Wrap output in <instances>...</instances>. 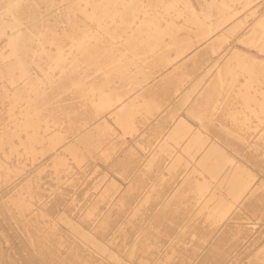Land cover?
Wrapping results in <instances>:
<instances>
[{
  "label": "rangeland",
  "instance_id": "1",
  "mask_svg": "<svg viewBox=\"0 0 264 264\" xmlns=\"http://www.w3.org/2000/svg\"><path fill=\"white\" fill-rule=\"evenodd\" d=\"M33 1L37 16L48 9L44 2ZM156 1L144 0L152 6ZM227 1L240 11L239 19H245L249 13V21L243 22V28L237 25L232 30L233 23L217 25L212 20L216 15L211 14L208 19L219 27L213 34L218 39L200 47L201 57L185 64L189 74L178 75L177 79L176 76L172 83L157 78L153 89L140 95L138 105L133 106V132L125 131L110 115L97 130L92 128L89 118L81 113L84 108L75 105L76 98L69 95L59 104L55 102V107L51 105L55 108L53 115L49 109L45 110L52 119L51 131L54 125L65 135L62 151L51 150L46 138L36 143L39 152L33 156L22 129L15 136V146L0 144V163L14 170H0V264H264V97H260L264 95V49L258 47L247 31L249 22L264 15V0ZM60 3L58 0L49 17L60 28H66ZM249 3L257 9L254 16V9L246 7ZM175 7L184 8L185 15L210 13V5L200 0H179ZM180 19L181 36L196 30L197 25L188 22L184 15ZM259 40L263 42L264 38ZM166 42V46L171 45L170 36ZM133 43L129 48L125 46V52H132L140 45L137 40ZM116 49H121L120 45ZM149 58L133 60V66L140 68L139 74L145 72L149 76L145 85L158 75L160 68L149 62ZM113 86L112 90L122 93ZM250 96L253 101L249 102ZM151 98L158 102L154 110L150 106ZM214 99H219L221 104L216 116L208 110ZM9 103L8 97L0 98V128L6 131L16 124L14 120H21L18 116L23 109L19 103V109L15 107L11 111ZM183 117L206 137L221 138L234 159L254 176L246 199L234 202L230 211L221 215L196 192L198 183L209 173L196 163V148L191 152L184 148L188 136L182 134L179 123ZM83 134L85 137L81 138ZM99 137H103L101 142ZM91 143L96 145L93 147ZM60 157L65 159L66 166L59 165ZM210 189L214 193H228L226 183H213ZM208 199L211 201V196ZM218 251L221 255L223 252L222 257Z\"/></svg>",
  "mask_w": 264,
  "mask_h": 264
},
{
  "label": "bare ground",
  "instance_id": "2",
  "mask_svg": "<svg viewBox=\"0 0 264 264\" xmlns=\"http://www.w3.org/2000/svg\"><path fill=\"white\" fill-rule=\"evenodd\" d=\"M40 1L44 2L48 9H46L42 15L37 16L35 8L36 3L33 0H0V98L8 97L10 99L11 111H13L12 108L17 107L19 103L23 104L22 115L18 116L21 117V120H14L16 124L11 125L12 127H10V130L8 129L6 131L5 128H0V144H9L12 147L14 140H16L15 136L20 129H22L26 132L25 135L28 140L27 148L33 156L39 152L36 143H41L46 138L50 143L49 146L51 150L56 149L57 152H59L62 151L63 147L66 145V143H64L65 135L61 129H55V126L52 125L54 128H52L53 131H51V124L49 123L52 119H49V115L46 114L47 112L45 111L49 109L51 111L50 114L53 115L55 108L53 109L52 107L55 102L59 104L64 98H68L69 95H72L74 97L70 96L71 99L76 98L75 105L78 104L84 108L81 113H85V116L89 118V122L93 125L92 128L97 130L103 122H107L105 117L110 115L116 119L125 131L133 132L135 119L133 106L138 105L137 99L141 94L143 95V92L153 89L155 79L162 78V81L172 83L176 76L177 79L178 75H184V73L186 74L187 72L189 74L190 70L188 71V67L186 68L185 64L187 63L186 65H188L190 60H196V58L200 56L202 50L200 47L212 44L218 39V37L213 36L214 32L219 28L215 24L227 26V24L233 23L231 26L233 30V27L237 25L243 28V22L249 21V13L246 15L245 19H239L238 14L240 11L235 9L227 0H200L204 4L210 5V13L207 12L203 15H199L196 12L185 15L184 8L181 10L175 7V2L179 0H157L154 6L146 4L144 0H60L63 16L67 22L66 28H60L59 24H57L58 22H54L53 19L49 17L52 13V9L57 6L58 0ZM258 2L257 4L260 5L261 1ZM246 7L251 10L254 9V6L250 3ZM256 11L257 9H254V14H252V16L256 14ZM213 13L216 15V18L212 19L215 20V24H211V21L209 22L208 19ZM182 15H184L186 20L191 22V24H196L197 28L195 31L187 32L185 35L182 33L181 36V32L179 33V26L181 27V25H179V23L182 22V19H180ZM253 20H255V18ZM249 24L247 30L248 34L250 33L249 36H253L260 49H264V41L260 42L259 40L264 38V15L258 20L256 19L253 23L249 22ZM214 25L216 27H214ZM228 30H230V28ZM216 33L217 32H215V34ZM167 36H170V41L172 42L171 45L168 46H166ZM227 37L228 36H225L226 39ZM118 38H120L119 41H117ZM135 40H137L140 45L132 52H125L127 50L125 46L129 48L134 44L133 41ZM47 44H49V46ZM119 45L121 49H116ZM173 50L175 54L172 52ZM146 57H150L148 61L160 68L157 69L158 75L152 76L153 78L145 85L144 81L147 80L149 76L145 74V72H142L145 75L139 74V72H141L139 70L140 68L133 66V60H135V58L142 59ZM34 69L36 72H33ZM39 71L41 74H39ZM216 74L218 75V73ZM117 77H119V79ZM169 83L167 84L169 85ZM157 84L160 86L163 83ZM112 85H114V89H120L122 93L112 90ZM242 86L240 85V88ZM246 86L250 88L251 85ZM141 88L143 89L142 91L140 90ZM255 91V94L258 93V90ZM236 93L238 94V92ZM161 94L163 93L161 92ZM248 95L250 94L248 93ZM260 97L262 98L264 95ZM249 98H251V96L248 97L249 102L250 100L253 101ZM218 100L219 99H214L212 105L208 108L209 114L212 116H216V112H218L221 107ZM149 101L153 110L156 109L158 102L155 101L154 98H151ZM254 101L255 103H252L256 105V100ZM259 102L258 105L260 104ZM55 106L56 105H54V107ZM159 114L161 115V113ZM139 117L140 116H138V118ZM156 119L155 115V120ZM152 120L154 122V119ZM199 120H201V118ZM151 122L150 124L152 125ZM179 123L180 126L183 127L182 134L185 135V137L188 136V142L184 148L188 152L196 148V156L198 155L196 163L199 164L206 173H209V176L205 177L203 182L198 183L196 188L197 194L202 198L205 197L206 202H210L214 205L215 210L220 215L228 210L230 211L234 202H239L244 198L246 199L254 180L252 171L243 166V163L234 159L224 146L225 144L223 141L221 142V138L218 137L219 139L214 140V135H212L213 139L206 137L201 129H194L192 124H189L184 117L179 120ZM70 124H73V122L70 121ZM65 126L68 127L67 124ZM142 126L143 125L140 127ZM142 128L145 129L144 127ZM142 128L141 131H143ZM1 129H3V131H1ZM208 134L210 135V133ZM22 135L24 134L22 133ZM82 137L84 138L85 135L83 134L81 138ZM100 138L103 137H99L98 141L101 140ZM137 138L139 139L138 134ZM48 142L45 143L47 144ZM96 143L91 144L94 147ZM8 148L10 147L8 146ZM21 148L22 146L19 149ZM53 152L55 151L50 153ZM69 154L66 155L69 156ZM101 155H103V153H101ZM95 157L97 158V155ZM72 158L71 156V159ZM114 159L112 160L114 161ZM57 162L61 166L67 165L65 159L61 157L57 159ZM106 164L107 163H105V165ZM112 164L114 163H110V165ZM75 165L78 166L77 164ZM0 170L3 172L14 171L12 169L10 170V168L2 162L0 163ZM132 170L136 169L132 168ZM132 174L135 175V172L133 171ZM213 183H226L228 193H214L210 189ZM209 196H211V201L208 199ZM180 204H178V206ZM204 220L207 221V219ZM195 225L194 223V226ZM201 225L202 224H200V226ZM167 227L169 228V226ZM197 231H199V229ZM215 252L216 251H214V253ZM220 253L221 252H219V254ZM206 256L210 257L208 255ZM212 256H214V254ZM112 257L115 258V255ZM215 257L217 258V255ZM221 259L223 260V258Z\"/></svg>",
  "mask_w": 264,
  "mask_h": 264
}]
</instances>
